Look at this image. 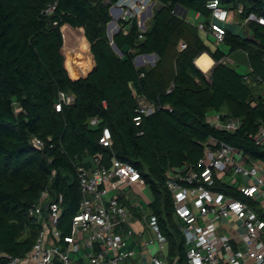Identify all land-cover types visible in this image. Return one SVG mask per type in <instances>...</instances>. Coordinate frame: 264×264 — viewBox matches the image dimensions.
<instances>
[{"label":"trees","instance_id":"16d2710c","mask_svg":"<svg viewBox=\"0 0 264 264\" xmlns=\"http://www.w3.org/2000/svg\"><path fill=\"white\" fill-rule=\"evenodd\" d=\"M117 1L0 0V253L23 257L31 250L40 225L28 211L44 190L50 200L62 198L59 227L70 224L82 198L76 168L98 158L108 169L116 160L138 170L169 264H187L168 174L186 167L200 172L210 139L264 164V145L253 138L264 124V25L248 23L250 41L223 24V40L212 48L201 35L209 31L176 13L178 7L198 14L207 27L211 0H152L144 31L138 17L119 21L112 40L120 57L107 36ZM217 1L240 22L250 13L264 18V0ZM236 51L247 55L250 73L224 62ZM203 53L215 62L208 74L194 64ZM146 55L156 60L135 66ZM61 94L73 100L56 111ZM144 104L153 107L148 115L139 112ZM213 114L239 119L240 128L229 133L211 126ZM94 118L99 123L91 125ZM105 128L109 146L100 143ZM214 182V191L262 212L220 177Z\"/></svg>","mask_w":264,"mask_h":264},{"label":"built area","instance_id":"2783aa9c","mask_svg":"<svg viewBox=\"0 0 264 264\" xmlns=\"http://www.w3.org/2000/svg\"><path fill=\"white\" fill-rule=\"evenodd\" d=\"M154 6L152 0H118L110 12L112 17V11L118 12V16L113 18L117 21L116 27L119 21L138 17V27L144 31L142 15ZM206 7L211 12L209 25L205 27L199 21L195 25L201 31H209L218 45L223 40V24L227 22L228 12L217 0L209 1ZM241 11L240 7L238 12ZM243 22L264 25V18L250 13ZM179 47L182 49L185 45L180 43ZM137 58L139 60H134V64L141 66L147 56ZM72 100V97L61 94L60 102L55 105L56 111L60 110V103L68 104ZM152 111L153 107L145 104L139 110L144 115ZM134 120L138 125L140 117ZM208 122L229 133L236 132L241 125L236 118L222 121L220 114L209 116ZM90 123L95 125L99 120L94 118ZM253 138L257 144L264 145V124ZM100 143L103 146L111 144L107 128L103 129ZM32 144L37 148L43 147V141L38 138H34ZM208 145L198 162L202 166L200 172L186 167L178 174L169 173L166 181L178 229L186 246L187 264H264V219L247 202L212 189L215 177H242L245 181L236 180V190L244 198L258 203L264 211V177L259 175L258 165L249 161L238 149L214 139H210ZM76 171L82 198L77 213L70 221V233L59 227L62 198L50 200L49 192L44 190L28 211V215L40 225L31 250L23 257L0 253V264H131L136 259V251L129 247L127 241L132 231L123 236L115 229L133 226L132 219L140 222L153 235L145 239L142 228L140 232L143 234H137L139 242L133 241L137 246L140 244L142 252L146 253L144 258L139 259L140 262L146 259L148 264H169L167 242L161 236L155 218L141 203V198H134L139 217L126 207L133 197L125 188L132 190L137 183L145 186L138 170L116 160L108 169L98 158H93L91 167L79 166ZM230 220L235 221L241 231L231 227V234H219L215 223Z\"/></svg>","mask_w":264,"mask_h":264},{"label":"crops","instance_id":"0c3cea01","mask_svg":"<svg viewBox=\"0 0 264 264\" xmlns=\"http://www.w3.org/2000/svg\"><path fill=\"white\" fill-rule=\"evenodd\" d=\"M154 4H155V2H154ZM151 13H153V12L151 11ZM176 13L178 15L183 16V18L190 21L194 25H195V22L201 20L197 14L184 11L183 9L178 8V7L176 8ZM151 16H152V14H149V12L147 11L146 16H145V18H143V20L146 21V19L150 18ZM243 21L240 22V20H238V18L234 14H231L228 16L227 22L224 25H225L226 29H228L230 32L235 33V34H237L243 38H246L250 41H254V35H253L251 29L249 28L248 24H244ZM115 28H116V26H115ZM201 35L204 38V40L206 41V43L208 45H210L212 48H215L217 46V44L214 42L213 37L211 35H207L206 33H202ZM224 62L231 64L232 67L236 68L237 71H239L240 73H242L244 75L251 72V68L249 66L247 55L244 52L236 51V52L230 53L224 59ZM139 64H141V62H139ZM194 64L201 72H203L204 74H208L210 72V70L212 69V67L214 66L215 62L207 53H203L194 61ZM251 162H254L258 165L259 175L264 177V164L260 161H251ZM247 166L250 167L251 164H247ZM224 178H225V176H220V179H222L226 185H232L234 188H235L236 180H239L241 183H243L245 181L242 177H239V176H235L233 179L230 178V181H227V182H226V180H224ZM135 187L136 188L137 187L142 188L143 186L140 183H137V184H135V186L132 188L131 191H133V190L135 191ZM141 203L144 205V208L147 207V209H148V205L144 204L143 202H141ZM126 207L128 208V210H130L132 213H134L135 216L138 215V217H139V212L136 211L134 197H133V200H131L129 203H127ZM261 211H262L261 213L264 215L263 209H261ZM257 213H260V212H257ZM132 222H133V226L126 225L125 227H122L120 229L117 228V229H115L116 233L122 234L123 236H126L128 231H132L131 235L129 237H127V241H128L129 247L136 251V259H134L131 262V264H148V261L146 259L143 262H140L139 259L144 258L146 256V253L142 252L143 249H142V247H140V244H138V246H137L136 244L133 243V241L139 242V237H137V234L142 233V232H140V229H142L143 227L141 226L140 222H138L137 220L134 222V220L132 219ZM215 225H216V231L219 234H231V227L233 229L238 228L237 223L235 221H231V220L230 221H223V222L219 221V222H216ZM223 226H226L227 230H225L223 228ZM63 229L67 233H70V225L69 224L67 226H63ZM142 230L144 231V238L145 239L152 238V236H153L152 233H149L144 228ZM237 231H241V230L237 229ZM236 242H238V240H236ZM236 246L240 247V245H238V244H236ZM142 253H144V254H142Z\"/></svg>","mask_w":264,"mask_h":264},{"label":"rangeland","instance_id":"374dc122","mask_svg":"<svg viewBox=\"0 0 264 264\" xmlns=\"http://www.w3.org/2000/svg\"><path fill=\"white\" fill-rule=\"evenodd\" d=\"M153 10H155V7H153L152 9H151V11L153 12ZM113 12V16L114 17H117L118 16V12L117 11H112ZM145 16H146V14H144V15H142V19L143 18H145ZM116 19H118V18H116ZM117 22V21H116ZM149 23H150V18H147L146 19V21H144V27L146 28L148 25H149ZM116 26H117V24H116ZM114 29H116L115 28V26L113 27V28H111V33H113V31H114ZM136 60V62L139 60V58H136L135 59ZM156 60V58L155 57H153V58H151V57H147V58H145V63L144 64H152L154 61ZM88 63V62H87ZM231 65V64H230ZM89 67H91V65H89L88 66V68ZM90 69V68H89ZM240 70V69H239ZM224 180H226V182L227 181H230V177H225L224 178ZM243 180V179H242ZM244 181V180H243ZM134 187V186H133ZM143 188V189H142ZM135 187V191L133 190V191H131V189L130 188H128V187H126L125 188V191L127 192V193H129L132 197H134V198H138V199H142V202L144 203V204H149L150 203V201H151V199H152V196H151V194H150V191H149V189L147 188V187H145V186H143V187ZM218 226V225H217ZM223 228L225 229V230H227V227L226 226H223Z\"/></svg>","mask_w":264,"mask_h":264},{"label":"water","instance_id":"95a60500","mask_svg":"<svg viewBox=\"0 0 264 264\" xmlns=\"http://www.w3.org/2000/svg\"><path fill=\"white\" fill-rule=\"evenodd\" d=\"M177 8V7H176ZM149 14H152L151 13V9H149ZM114 26H116V22H115V20H111L109 23H108V25H107V36H108V39H109V41H110V44H111V46H112V49L115 51V53L116 54H118L120 57H122V53H121V51L117 48V46L114 44V42H113V40H112V37L118 32V30H119V28L118 27H116V29H114V31H113V33H111V28H113ZM147 57H151V58H153V57H155V56H153V55H146Z\"/></svg>","mask_w":264,"mask_h":264}]
</instances>
